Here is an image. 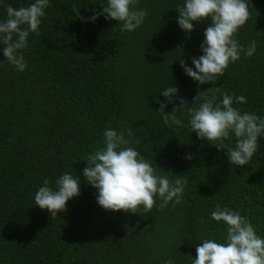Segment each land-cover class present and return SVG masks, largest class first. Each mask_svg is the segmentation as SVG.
I'll return each instance as SVG.
<instances>
[{
  "label": "trees",
  "instance_id": "16d2710c",
  "mask_svg": "<svg viewBox=\"0 0 264 264\" xmlns=\"http://www.w3.org/2000/svg\"><path fill=\"white\" fill-rule=\"evenodd\" d=\"M29 2L4 0L0 18L5 5ZM178 3L139 0L148 12L144 24L122 31L104 16L81 18L102 11L106 0H51L24 50L28 67L0 65V264H163L168 256L191 264L202 237L225 234L224 224L210 219L218 203L239 210L264 235V137L248 165H231L223 150L187 128H169L157 112L156 97L166 99L159 92L172 82L189 104L213 87L198 85L181 67L183 55L191 66V56L202 54L208 22H194L186 34L175 19ZM248 4L237 39L256 40L257 52L213 83L218 96L244 95L247 102L235 106L264 116V0ZM108 127L133 128L135 146L154 165L189 178L180 204L141 214L97 203L83 168ZM188 152L195 153L191 161ZM65 171L80 176L81 194L52 218L35 205L34 193Z\"/></svg>",
  "mask_w": 264,
  "mask_h": 264
},
{
  "label": "clouds",
  "instance_id": "9594fccd",
  "mask_svg": "<svg viewBox=\"0 0 264 264\" xmlns=\"http://www.w3.org/2000/svg\"><path fill=\"white\" fill-rule=\"evenodd\" d=\"M3 4L4 0H0V5ZM50 5L51 0H30L27 6L18 8L10 3L5 5L6 17L0 18V51L6 60L0 61V65L10 64L17 72L28 67L24 50L29 46V37L40 32ZM175 9L179 12L175 19L188 35L195 30L196 23L208 22L200 44L202 54L191 56V66L183 55L180 64L198 85L212 83L213 87L199 91L189 104L180 95L179 86L172 82L159 92L166 99L156 97L160 105L157 112L169 128H187L200 140L223 150L231 165H248L262 146L264 116L235 106L247 102L244 95L225 91L218 96L221 87L214 88L213 83L230 64L257 52L256 40L245 45L237 39L250 16L248 0H182ZM147 15V9L139 7V0H106L102 11L81 18L95 22L104 16L108 21H118L122 31H135L144 24ZM169 104L171 111H167ZM135 135L133 128L108 127L103 131V144L87 155L83 176L97 189V203L108 211L141 214L154 207L163 209L169 203L180 204L189 178L170 171L165 173L154 165L135 146ZM184 158L191 161L195 153L188 152ZM80 194V176L65 171L55 179L54 186L45 178L34 193V201L55 218ZM210 219L223 223L225 234L220 238L214 234L202 237L196 245V256L191 255V264H264V235L258 234L248 217L218 203ZM163 264H177V261L168 256Z\"/></svg>",
  "mask_w": 264,
  "mask_h": 264
}]
</instances>
